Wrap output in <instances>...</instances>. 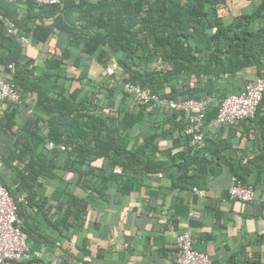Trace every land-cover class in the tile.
<instances>
[{
    "label": "trees",
    "instance_id": "obj_1",
    "mask_svg": "<svg viewBox=\"0 0 264 264\" xmlns=\"http://www.w3.org/2000/svg\"><path fill=\"white\" fill-rule=\"evenodd\" d=\"M24 8L25 16L10 18L12 36L24 35L33 46L46 43L48 48L43 63L20 55L4 62L21 100H0L8 105L3 128L12 146L6 156L0 154V181L15 200L18 220L21 207L33 203L32 196L47 181L58 194L52 224L56 237L78 226L83 207L92 203L91 194L77 196L79 186L97 195L111 189L125 193L140 185L136 175L165 173L173 186L201 189L221 165L243 184L254 188L260 181L264 125L251 138L250 157L244 156L247 145H232L208 132L195 143L183 132V113L133 100L121 83H137L160 98L215 93L219 98L226 94L217 93L218 80L249 68L263 74L264 0L25 1ZM112 63L115 70L107 75L105 67ZM261 109L264 92L255 115ZM216 110L210 104L206 120ZM18 111L27 118L14 130ZM157 139H170V147L162 149ZM49 141L56 147L50 148ZM115 165L120 172L113 171ZM67 172L74 178L65 179Z\"/></svg>",
    "mask_w": 264,
    "mask_h": 264
},
{
    "label": "crops",
    "instance_id": "obj_2",
    "mask_svg": "<svg viewBox=\"0 0 264 264\" xmlns=\"http://www.w3.org/2000/svg\"><path fill=\"white\" fill-rule=\"evenodd\" d=\"M24 7L25 1L0 0V77L5 80L10 78L4 67L8 58L13 60V56L20 55L22 60L31 57L43 63L48 48L46 43L37 46L20 43L8 32L11 17L26 15ZM28 21L29 25L34 24L31 18ZM257 75L254 68H249L232 78L220 79L217 93H237ZM215 94L202 96L215 97ZM34 101L32 97L29 103L32 105ZM6 109L8 105L0 102V154L5 156L8 147H12L9 133L3 128ZM26 118L23 112L15 113L13 129L20 128ZM261 119L264 121L262 109L251 121L242 120L214 135L207 127L204 132L213 138H227L232 145L241 143L242 148L247 145L244 156L250 157L255 147L251 138L264 125ZM45 129L42 126L43 133ZM240 135L249 138L241 142ZM157 142L162 149L171 144L170 139ZM181 148L182 145L173 150ZM120 169L113 167L116 173ZM158 174L136 175L140 185L133 184L125 193L111 189L108 194L97 195L85 187H76L77 196L85 199L91 194L92 203L83 207L78 226L69 227L61 237L55 236L52 227L57 218L54 197L58 194L54 193V184L44 182L32 196L33 203L21 207L19 221L28 257L13 264H172L177 253L176 236L186 228L191 230L193 247L206 253L213 264H264V172L254 184L255 196L249 202L228 197L227 188L233 175L227 165L218 167L207 179L201 188L205 192L203 197L189 188L173 186L167 174ZM64 178L74 176L67 172ZM42 202L44 206H37Z\"/></svg>",
    "mask_w": 264,
    "mask_h": 264
},
{
    "label": "built area",
    "instance_id": "obj_3",
    "mask_svg": "<svg viewBox=\"0 0 264 264\" xmlns=\"http://www.w3.org/2000/svg\"><path fill=\"white\" fill-rule=\"evenodd\" d=\"M14 2L17 0H5ZM29 1L36 5L56 4L59 0H20ZM13 23L9 24L8 32L12 33ZM24 43L29 40L24 35L17 36ZM8 67H12L8 64ZM115 64L105 67L107 75L113 74ZM122 91L130 94L133 100L161 105L165 109L183 113L187 118L184 134L191 137L195 143L201 142L204 136V127L216 134L218 131L228 129L242 120L255 116L258 105L264 92V77L257 75L248 80L243 89L237 93H230L219 98L213 96H201L199 98L169 99L160 98L148 88H143L137 83L125 81L121 83ZM0 100L18 104L21 100L20 93L14 85L0 77ZM210 104L217 106V110L211 119L206 120V113ZM28 112H31L29 109ZM48 146L56 147L52 141ZM64 150V145L59 146ZM2 162L0 159V168ZM160 175V174H158ZM192 190L200 197L205 195L203 189L193 187ZM230 199L240 202H249L254 199V188L249 184H243L236 176H231V183L227 188ZM192 233L189 228L184 229L176 236V257L172 264H213L206 253L193 247ZM26 237L21 228L17 216V207L14 198L0 181V264H13L16 261L28 257Z\"/></svg>",
    "mask_w": 264,
    "mask_h": 264
}]
</instances>
